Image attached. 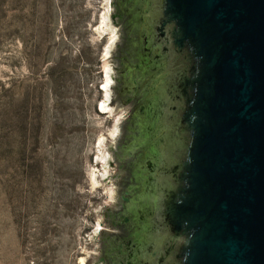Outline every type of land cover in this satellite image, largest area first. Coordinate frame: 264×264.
Here are the masks:
<instances>
[{
  "label": "water",
  "instance_id": "95a60500",
  "mask_svg": "<svg viewBox=\"0 0 264 264\" xmlns=\"http://www.w3.org/2000/svg\"><path fill=\"white\" fill-rule=\"evenodd\" d=\"M152 1L149 39L164 70L151 116L167 140L141 168L156 239L148 264H264V0ZM117 16L113 0L118 193L105 216L120 210L128 176L117 160L130 112L115 92ZM105 216L94 264L112 231Z\"/></svg>",
  "mask_w": 264,
  "mask_h": 264
},
{
  "label": "rangeland",
  "instance_id": "374dc122",
  "mask_svg": "<svg viewBox=\"0 0 264 264\" xmlns=\"http://www.w3.org/2000/svg\"><path fill=\"white\" fill-rule=\"evenodd\" d=\"M112 6L0 0V264H94L118 193Z\"/></svg>",
  "mask_w": 264,
  "mask_h": 264
},
{
  "label": "flooded vegetation",
  "instance_id": "af4514ba",
  "mask_svg": "<svg viewBox=\"0 0 264 264\" xmlns=\"http://www.w3.org/2000/svg\"><path fill=\"white\" fill-rule=\"evenodd\" d=\"M152 9V0H116L124 31L118 46L115 92L121 105L130 109L117 160L128 176L121 179L120 210L105 216L112 231L104 238L97 264H148L153 260L156 239L147 226L148 191L141 168L152 152L165 145L167 136L160 134V126L152 123L155 117L151 116L161 77L157 74L164 70L163 62L153 56L149 39Z\"/></svg>",
  "mask_w": 264,
  "mask_h": 264
},
{
  "label": "bare ground",
  "instance_id": "6f19581e",
  "mask_svg": "<svg viewBox=\"0 0 264 264\" xmlns=\"http://www.w3.org/2000/svg\"><path fill=\"white\" fill-rule=\"evenodd\" d=\"M106 82H107V83H106V86L104 87V89H105L106 92H108V90L111 88V86H112V84H113V82H112L110 76H107V80H106ZM103 109H104V111L107 110V109H105L104 107H103ZM82 264H85V262L82 261Z\"/></svg>",
  "mask_w": 264,
  "mask_h": 264
}]
</instances>
